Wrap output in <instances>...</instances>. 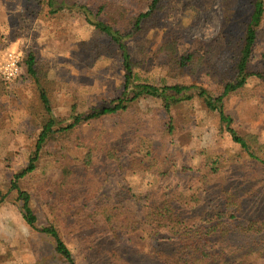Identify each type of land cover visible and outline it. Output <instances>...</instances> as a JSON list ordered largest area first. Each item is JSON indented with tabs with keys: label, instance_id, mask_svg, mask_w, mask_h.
Wrapping results in <instances>:
<instances>
[{
	"label": "rangeland",
	"instance_id": "1",
	"mask_svg": "<svg viewBox=\"0 0 264 264\" xmlns=\"http://www.w3.org/2000/svg\"><path fill=\"white\" fill-rule=\"evenodd\" d=\"M111 1L117 4V15L126 20L145 10L139 0ZM251 1L166 0L155 26L139 40H129L130 53L137 63L135 71L141 79L138 81L195 83L219 92L220 74L231 68L227 33L231 29L242 31L241 25L252 10ZM0 49H16L22 52L23 59L31 53L36 60L35 75H30L23 63L20 77L10 81L0 77V184L7 194L0 205V264H60L62 259L52 240L24 222L16 194L9 190L11 180L27 165L42 129L40 89H46L50 97L57 124L66 125L72 122L74 103L78 111L86 112L122 94L123 58L117 46L96 32L83 16L68 9L50 13L46 0H0ZM255 51L252 65L264 69V20ZM188 53H195L200 64L182 70L178 59ZM225 109L239 133L257 135L261 146L258 154L264 159V81L250 78L242 90L227 99ZM168 122L175 132L172 139L165 141H174L177 158L194 170L174 172L163 180L158 173L98 163V171L106 174L99 197L127 206L139 218L132 230L117 236L100 234L99 239L117 248L131 264H162L153 254L159 233L143 220V194L151 188L163 185L170 191L195 189L199 192L198 203L173 204L193 223L205 224L215 217L222 203L218 191L221 185L234 189L239 184L257 182L260 192L253 197L252 205L264 211L263 166L232 141L221 128L217 114L208 111L198 97L175 107L172 120L164 115L158 100L141 99L123 113L82 124L65 143L69 152L77 156H82L86 145L103 143L128 147L133 143L142 152L161 154L163 140L156 129L168 127ZM53 141L44 149L36 170L20 180V186L33 196L38 227L47 224V203L58 198L62 178L59 162L49 154L60 146ZM212 159H219L214 163L216 170L212 169ZM207 160L210 167L205 169ZM202 173L210 175L205 182L201 180ZM71 237L65 239L78 264H102L100 256L91 254L77 237ZM258 240H264V235ZM239 241L244 239L239 236L232 243Z\"/></svg>",
	"mask_w": 264,
	"mask_h": 264
},
{
	"label": "trees",
	"instance_id": "2",
	"mask_svg": "<svg viewBox=\"0 0 264 264\" xmlns=\"http://www.w3.org/2000/svg\"><path fill=\"white\" fill-rule=\"evenodd\" d=\"M139 1L145 5V10L126 20L117 15V4L111 0H46L50 13L66 9L75 12L83 16L85 22L96 32L116 45L121 51L125 71L123 91L118 98L101 107H92L86 112L78 111L77 104L74 103L72 122L66 125L57 124L46 89L39 91L44 109L42 129L27 165L14 173L9 190L16 194L24 222L52 240L56 254L62 259L60 264H78L65 239L68 235H73L71 238L77 237L78 243L87 246L91 254L100 256L102 264H131L117 248L99 239L100 234L117 236L120 232L132 230L139 223V218L132 209L99 197L102 182L106 178V174L98 171L99 161L104 162V165L114 163L121 170L158 173L163 180L174 172L186 173L194 170L191 165L177 158L174 141H165L174 137L175 130L170 122L168 127L160 126L156 129L163 140L161 142L164 150L161 154L142 152L133 143L129 147L118 143H103L86 145L82 148V156L72 155L65 140H69L84 123L123 113L144 98L158 100L162 104L164 115H168L172 120L175 107L198 97L202 99L208 111L217 114L221 128L229 133L232 141L239 144L250 159L264 168V159L258 154L261 146L257 135L239 133L232 125V116L225 109L227 99L242 90L250 78L264 81V69H255L252 65L264 20V0L251 1L252 10L247 21L241 25V32L230 28L227 33V44L232 52L231 68L230 71L220 74L219 92L195 83L168 84L162 81L160 84H154L138 81L140 77L135 71L137 63L130 53L129 40H139L140 36H144L155 26L166 0ZM195 58V53L181 55L178 59L179 68H196L200 63ZM262 60L264 63V53ZM23 63L30 75L36 74V60L33 54L25 55L21 66ZM53 140H57L60 146L49 154L59 162L62 178L58 186V198L47 203V224L38 227L39 217L31 203L33 196L20 186V180L36 170L44 149L52 144ZM76 145L79 147L81 143ZM211 162L212 169L216 170L214 163H218L219 159H212ZM208 165L207 160L204 168ZM208 175H200L202 182L207 180L210 176ZM218 191L222 203L215 217L205 224L193 223L176 210L173 204V201L182 205L198 203L199 192L195 189L181 187L170 191L168 187L159 185L143 194V220L159 233L153 254L162 264L262 262L264 240L258 239L264 235V211L252 205L253 197L260 192L258 183L239 184L234 189L224 184ZM6 198L7 194L0 184V205ZM239 236L244 241L233 244L232 241Z\"/></svg>",
	"mask_w": 264,
	"mask_h": 264
},
{
	"label": "built area",
	"instance_id": "3",
	"mask_svg": "<svg viewBox=\"0 0 264 264\" xmlns=\"http://www.w3.org/2000/svg\"><path fill=\"white\" fill-rule=\"evenodd\" d=\"M21 60L22 52L16 49H0V77L10 81L20 76Z\"/></svg>",
	"mask_w": 264,
	"mask_h": 264
}]
</instances>
